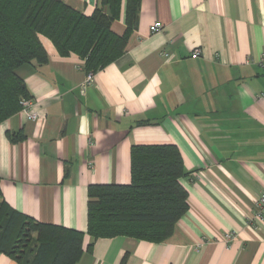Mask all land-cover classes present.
<instances>
[{
  "label": "crops",
  "instance_id": "1",
  "mask_svg": "<svg viewBox=\"0 0 264 264\" xmlns=\"http://www.w3.org/2000/svg\"><path fill=\"white\" fill-rule=\"evenodd\" d=\"M62 1L85 16L100 6ZM125 28L122 0L111 30ZM39 41L47 62L17 70L38 118L19 110L0 123L10 208L85 232L89 186L129 184L133 146L174 145L188 208L171 234L86 235L76 264H264V220L251 221L264 193V0H140L124 53L88 84L82 60ZM0 264L18 263L0 253Z\"/></svg>",
  "mask_w": 264,
  "mask_h": 264
},
{
  "label": "trees",
  "instance_id": "2",
  "mask_svg": "<svg viewBox=\"0 0 264 264\" xmlns=\"http://www.w3.org/2000/svg\"><path fill=\"white\" fill-rule=\"evenodd\" d=\"M121 2L100 0L85 16L62 0H0V123L31 99L17 70L47 62L39 36L60 57L82 60L86 73L95 74L118 59L136 27L140 6V0H125L126 28L117 35L111 25L119 18ZM130 157L129 184L88 187L85 232L42 224L13 210L0 189V253L18 264H76L86 235L93 240L123 236L164 241L188 208L180 183L188 173L174 145L133 146Z\"/></svg>",
  "mask_w": 264,
  "mask_h": 264
},
{
  "label": "built area",
  "instance_id": "3",
  "mask_svg": "<svg viewBox=\"0 0 264 264\" xmlns=\"http://www.w3.org/2000/svg\"><path fill=\"white\" fill-rule=\"evenodd\" d=\"M162 28L161 24L159 22L154 23L150 28V33H156L160 31ZM200 55L199 50H194L192 52V57L197 58ZM264 63V55L260 59V65L262 66ZM94 74L88 73L86 75L85 84H88L92 81ZM259 98H264V90L259 94ZM35 104L31 99L24 100L21 103L20 111L25 115V117L30 121H36L38 118L37 112L35 111ZM256 211L253 217L251 218V221L254 223H259L264 220V193H262L259 198L254 202ZM235 235L233 233H226L223 236V239L225 242H230L234 240Z\"/></svg>",
  "mask_w": 264,
  "mask_h": 264
}]
</instances>
